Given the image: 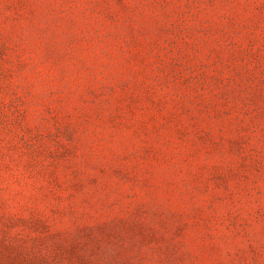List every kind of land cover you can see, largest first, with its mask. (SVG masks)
<instances>
[{"label":"rangeland","instance_id":"rangeland-1","mask_svg":"<svg viewBox=\"0 0 264 264\" xmlns=\"http://www.w3.org/2000/svg\"><path fill=\"white\" fill-rule=\"evenodd\" d=\"M0 264H264V0H0Z\"/></svg>","mask_w":264,"mask_h":264}]
</instances>
